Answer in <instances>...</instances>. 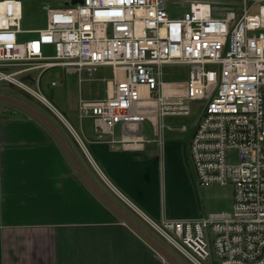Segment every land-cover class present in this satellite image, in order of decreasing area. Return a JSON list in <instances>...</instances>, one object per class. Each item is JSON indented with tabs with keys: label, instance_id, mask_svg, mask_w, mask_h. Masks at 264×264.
Masks as SVG:
<instances>
[{
	"label": "built area",
	"instance_id": "2783aa9c",
	"mask_svg": "<svg viewBox=\"0 0 264 264\" xmlns=\"http://www.w3.org/2000/svg\"><path fill=\"white\" fill-rule=\"evenodd\" d=\"M44 10V26L24 28V2L0 0V66L26 65L0 68V79L27 89L17 74L37 69L39 78L61 66L91 76L111 66L114 85L104 97L81 98L79 115L94 117L124 149L151 141L145 122L163 143L165 118L200 102L192 168L201 185L232 182V209L157 220L135 208L194 264H264V0H192L181 13L169 0H83ZM168 63L188 64L187 79L164 80Z\"/></svg>",
	"mask_w": 264,
	"mask_h": 264
},
{
	"label": "crops",
	"instance_id": "0c3cea01",
	"mask_svg": "<svg viewBox=\"0 0 264 264\" xmlns=\"http://www.w3.org/2000/svg\"><path fill=\"white\" fill-rule=\"evenodd\" d=\"M108 81L114 85V75ZM59 113L72 135L49 119L84 172L147 229L135 206L157 220L199 216L185 203L195 128L187 141L163 129V143L145 129L153 146L124 149L94 117L89 129L79 115L76 129ZM0 264L172 263L99 197L41 119L0 100Z\"/></svg>",
	"mask_w": 264,
	"mask_h": 264
},
{
	"label": "rangeland",
	"instance_id": "374dc122",
	"mask_svg": "<svg viewBox=\"0 0 264 264\" xmlns=\"http://www.w3.org/2000/svg\"><path fill=\"white\" fill-rule=\"evenodd\" d=\"M24 2V18L22 26L24 28H39L46 24L45 5L57 6L66 2V0H22ZM175 13H181L188 9L192 0H169ZM35 35V32H26L22 36L30 38ZM46 53H54V47L48 45ZM26 65H11L1 67L7 71H14ZM111 68L101 66L91 76H81L77 72H66L61 66H55L46 69L40 77L39 70H29L17 74L20 80L28 83L32 88L39 90L44 94L51 104L57 108L69 121L80 129L81 118L79 117V103L81 98L93 99L106 96L108 94L109 81L112 77ZM163 79L185 80L189 74V65L184 63H168L163 65ZM52 80L58 81L53 85ZM0 91L8 92L25 98L45 113L51 120L56 121L59 126L67 129L70 134V129L63 116L58 113L47 103L41 100L37 95L30 92L28 89L19 84L0 79ZM204 107L200 102L191 105V112L188 114L169 115L165 118L167 126L164 128L166 136L188 140L193 128H195ZM83 121L87 128L93 129L94 124L88 117H84ZM146 129H152L149 122H145ZM119 134V132H118ZM193 173V172H192ZM190 180V182H189ZM188 180V190L186 193L185 203L191 211L201 215H208L213 212H221L231 210L233 207L234 187L232 182L212 183L210 185H201L195 174L190 175ZM148 227V226H147ZM148 229L162 242H164L183 262L184 264H194L180 252L170 246L156 231L150 226ZM209 264V261H205Z\"/></svg>",
	"mask_w": 264,
	"mask_h": 264
},
{
	"label": "water",
	"instance_id": "95a60500",
	"mask_svg": "<svg viewBox=\"0 0 264 264\" xmlns=\"http://www.w3.org/2000/svg\"><path fill=\"white\" fill-rule=\"evenodd\" d=\"M83 0H66L67 3H77L82 2ZM0 100L12 103L19 107L26 109L31 112L39 119H41L56 135L67 155L79 171V173L83 176L86 182L92 187V189L101 197L110 207H112L125 221H127L140 235H142L151 245L157 249L164 257H166L172 264H184V262L160 239H158L149 229H147L144 225H142L139 221H137L131 214L123 209L116 201L107 196L98 185L84 172L81 168L80 164L77 162L73 153L71 152L67 142L58 131L57 127L54 123L49 119L47 115H45L42 111H40L37 107L32 105L31 103L22 100L16 96L4 93L0 91ZM154 143H147V146H153Z\"/></svg>",
	"mask_w": 264,
	"mask_h": 264
},
{
	"label": "bare ground",
	"instance_id": "6f19581e",
	"mask_svg": "<svg viewBox=\"0 0 264 264\" xmlns=\"http://www.w3.org/2000/svg\"><path fill=\"white\" fill-rule=\"evenodd\" d=\"M30 92H32L33 94L37 95L41 100H43L45 103H47L48 105H50L55 111L56 113H59L58 110L55 109V107L51 104V102L48 100V99H45L44 97L38 95L34 90L33 88H27ZM60 114V113H59Z\"/></svg>",
	"mask_w": 264,
	"mask_h": 264
}]
</instances>
